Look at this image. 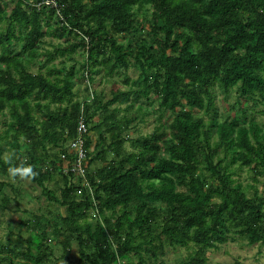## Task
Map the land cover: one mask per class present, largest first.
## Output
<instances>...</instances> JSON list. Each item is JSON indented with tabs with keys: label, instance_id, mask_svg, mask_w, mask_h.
I'll use <instances>...</instances> for the list:
<instances>
[{
	"label": "trees",
	"instance_id": "trees-1",
	"mask_svg": "<svg viewBox=\"0 0 264 264\" xmlns=\"http://www.w3.org/2000/svg\"><path fill=\"white\" fill-rule=\"evenodd\" d=\"M12 1L7 12L0 0V112L8 107V128L13 131L10 134L6 129L4 135L16 151L21 148L19 138L31 143L27 163L38 173L32 181L50 200L57 198L45 180L53 172L62 175L60 203L68 211L62 221L78 239L80 260L127 264L124 259L134 253L139 255L138 264H144L140 251L155 256L166 238L171 244L194 246L197 255L190 262L199 264L203 261L199 254L215 247L229 230L249 244H264V194L247 195L233 177L232 167L234 163L247 165L255 174L264 173V123L218 120L211 89L214 83L223 90L235 87L240 96L260 102L264 115V0H55V6L44 5L43 0ZM144 5L151 9L153 33L163 35L150 52L140 43L136 55L142 83L135 98L150 91L159 93L161 107L175 112L170 134L142 136L140 150L122 156L119 165L102 160L97 180L89 169L90 133L85 135L90 190L72 172H61L57 162V148L75 136L81 109L91 131L90 100L73 99L72 67L64 71L54 66L48 72L33 73L27 66L39 56L36 39L43 34V19L49 27V18L55 17V34L75 40L47 53L52 56L55 51L73 50L77 44L87 45L83 72L90 74L102 63L103 72L111 75L117 67L128 65L125 42L120 39L137 28L135 10ZM109 30L121 38L108 36ZM15 39L23 42L17 52ZM101 40L111 51L106 59L99 58L105 48ZM36 90L57 103L72 101L70 107L49 110L39 119L34 109L42 105L31 96ZM130 95L129 90H115L106 103L128 102L126 107L131 108ZM131 119L125 118L122 127ZM44 140L54 144L61 140L45 160L36 154ZM115 141L113 152L120 155L122 140ZM37 161L43 165L37 166ZM21 162L14 159L16 164ZM198 166L202 171H197ZM8 167L0 151V172H7ZM152 202L162 203V208ZM89 208L96 215L93 221L84 218ZM78 218L85 220L79 223ZM88 241L94 247L91 253L81 247L88 246ZM5 258L12 264L9 256Z\"/></svg>",
	"mask_w": 264,
	"mask_h": 264
},
{
	"label": "rangeland",
	"instance_id": "rangeland-1",
	"mask_svg": "<svg viewBox=\"0 0 264 264\" xmlns=\"http://www.w3.org/2000/svg\"><path fill=\"white\" fill-rule=\"evenodd\" d=\"M12 2V0H2L7 12ZM135 12L134 17L138 24L136 29L126 31L122 38L120 33L108 31V36L113 35L116 39L121 38L120 40L125 42L128 62L127 66L117 67L111 75L103 72V64L100 63L96 65L98 70L93 71L94 68L90 74L87 73L86 77L83 65L86 64L87 45L84 48V45L77 44L73 50L63 53L55 51L52 56L47 53V50H55V47L66 48L71 41L75 40L66 34L62 37L55 34L57 31L55 17L49 18L48 22L51 24L49 27L46 19H43V34L36 39L39 56L36 57L35 62L27 66V69L33 73L48 72L54 66L62 67L64 71L73 68L71 79L73 99L91 98L88 111L93 112V117L88 120V123L91 129L89 133L92 146L88 155L90 173L95 176L96 180L102 160L107 165H119L122 156L140 150L142 136L151 132L163 134V137L168 136L170 123L175 115L174 111L161 107L157 91H150L149 95H139L135 98L142 83L136 55L140 50V43L145 44L150 52L156 47L157 37L163 35L160 31L153 33L152 13L148 5H144ZM14 42V52L22 50L23 42L18 39ZM100 43H103L105 48L99 58L106 59L107 56H111L109 45L103 40ZM211 89L214 94L217 111L215 115L218 120L226 121L233 118L239 124H247L249 120H252L259 126L264 123L263 105L260 102H254L253 98L240 96L235 87L223 90L219 84L214 83ZM115 90L131 92L130 99L134 100L131 108L126 107L128 102L106 103ZM31 96L32 100L39 101L42 105L41 109H34V114L39 119L43 118L49 110L70 107L72 102L64 100L57 103L39 90L33 92ZM110 110L113 111L107 117L106 114ZM195 113L201 114V111ZM129 117L132 118L131 121L122 127L125 124V118ZM204 117L208 118V115L204 114ZM9 121V109L6 107L0 112L1 154L4 157L9 153H14L15 159L19 158L21 161L28 162L27 150H30L32 145L26 139L19 138L18 143L21 148L18 151L15 150L14 146L9 143L10 137L4 135L6 129H9L10 134L13 132L8 128ZM117 138L122 140L119 145L120 155H116L112 148V145H116L115 139ZM216 139V133L213 132L211 141L214 142ZM42 144L44 147L40 144L36 154H40L45 160L49 158L50 152L57 144L49 140H44ZM36 164L40 166L43 162L37 161ZM232 167L235 170L233 177L242 183L247 195L261 196L264 194V173L255 174L247 165L237 166L234 163ZM198 168L197 171H202V166ZM51 175V178L45 180V184L53 191L57 200L47 198L42 194L41 187L32 180L28 182L17 179L13 182L9 178L8 171L0 172V264H8L5 256L10 257L12 264H89L84 259H79L78 239L62 221V217L68 214L65 206L60 203L61 190L64 186L63 177L56 172ZM152 204L162 208V203L152 202ZM95 217V213L89 208L84 218L93 221ZM112 217L115 218V215ZM84 218H78L77 221L82 223ZM155 229L158 231L159 226L156 225ZM162 240L163 249H158L155 256L144 249L140 251L144 264H192L190 257L197 255L194 246L171 244L166 238ZM88 242V246L81 247L84 252L91 253L94 247L90 241ZM154 243L157 244L158 241L155 240ZM216 244L215 247L207 248L204 254H199L203 258L199 264H264V244L258 242L249 244L246 238L232 230L227 231L225 237L217 240ZM138 259L139 255L130 253L129 258L124 260L127 264H138Z\"/></svg>",
	"mask_w": 264,
	"mask_h": 264
},
{
	"label": "built area",
	"instance_id": "built-area-1",
	"mask_svg": "<svg viewBox=\"0 0 264 264\" xmlns=\"http://www.w3.org/2000/svg\"><path fill=\"white\" fill-rule=\"evenodd\" d=\"M42 3L46 6L56 5L55 0H43ZM85 74L87 77L86 71ZM90 99L91 98H87L88 101ZM89 132L90 130L85 120V114L83 109H81L78 113L75 136L73 138H68L57 148L59 157L57 162L61 172H72L76 175V178L80 180L81 186H86L88 189L92 190L86 175L88 170V158L85 149V135ZM78 191H80V188H78Z\"/></svg>",
	"mask_w": 264,
	"mask_h": 264
},
{
	"label": "clouds",
	"instance_id": "clouds-1",
	"mask_svg": "<svg viewBox=\"0 0 264 264\" xmlns=\"http://www.w3.org/2000/svg\"><path fill=\"white\" fill-rule=\"evenodd\" d=\"M14 159V153H9L3 157L4 163L9 165L7 171L13 182H16L17 179L30 182L38 175L33 165L28 164L26 161L16 164Z\"/></svg>",
	"mask_w": 264,
	"mask_h": 264
},
{
	"label": "crops",
	"instance_id": "crops-1",
	"mask_svg": "<svg viewBox=\"0 0 264 264\" xmlns=\"http://www.w3.org/2000/svg\"><path fill=\"white\" fill-rule=\"evenodd\" d=\"M90 137H91V136H90ZM91 146H92V145H91V143H90V145H89V149H91Z\"/></svg>",
	"mask_w": 264,
	"mask_h": 264
},
{
	"label": "bare ground",
	"instance_id": "bare-ground-1",
	"mask_svg": "<svg viewBox=\"0 0 264 264\" xmlns=\"http://www.w3.org/2000/svg\"><path fill=\"white\" fill-rule=\"evenodd\" d=\"M237 115V114H236Z\"/></svg>",
	"mask_w": 264,
	"mask_h": 264
}]
</instances>
